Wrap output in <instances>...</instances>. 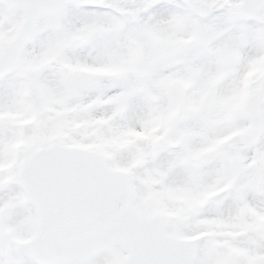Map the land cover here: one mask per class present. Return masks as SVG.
Here are the masks:
<instances>
[{"label":"clouds","instance_id":"1","mask_svg":"<svg viewBox=\"0 0 264 264\" xmlns=\"http://www.w3.org/2000/svg\"><path fill=\"white\" fill-rule=\"evenodd\" d=\"M101 0L87 22L53 6L29 16L0 0V122L21 140L59 128L71 137L128 143L136 204L127 230L146 250L191 245L220 264L264 208V125L217 108H178L197 62L234 88L264 54V0ZM11 24V28L8 25ZM264 63V59L261 60ZM139 129L136 136L129 129ZM167 149L161 183L154 157ZM167 175V173H165ZM0 264H48V247L74 264H128L119 233L53 225L7 170L0 171ZM47 233L48 244L34 237Z\"/></svg>","mask_w":264,"mask_h":264},{"label":"snow or ice","instance_id":"2","mask_svg":"<svg viewBox=\"0 0 264 264\" xmlns=\"http://www.w3.org/2000/svg\"><path fill=\"white\" fill-rule=\"evenodd\" d=\"M29 16H38L53 6L68 20L78 18L87 22L101 13V0H14ZM168 7L164 0L153 4L149 11ZM11 28V24L8 25ZM4 25L0 24V33ZM264 54L250 55L248 69L234 88L225 85L231 74L221 78L215 64L207 61L193 65L185 80L188 90L178 108H217L241 114L256 126L264 125ZM136 136L146 134L139 129H129ZM128 143L116 137L84 139L71 137L59 128L28 135L21 140L9 134L0 122V171L7 169L23 186L25 195L40 209L53 225L67 223L91 228L105 233H119L130 249L128 264H214L206 257L194 255L193 247L165 246L146 250L136 236L127 230L130 210L126 202L136 204L134 182H129L132 164L121 160ZM161 149L154 157L153 167L163 183L169 171ZM167 173V175H165ZM11 211L10 205H0V214ZM255 219L240 234L246 241L231 247L220 264H264V208L254 206ZM33 239L48 244L47 233ZM48 264H74L71 252L48 247Z\"/></svg>","mask_w":264,"mask_h":264}]
</instances>
